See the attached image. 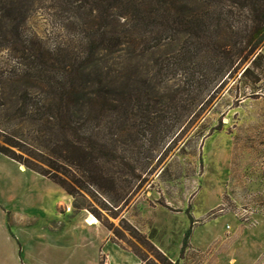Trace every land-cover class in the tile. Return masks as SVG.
<instances>
[{
	"label": "trees",
	"instance_id": "trees-1",
	"mask_svg": "<svg viewBox=\"0 0 264 264\" xmlns=\"http://www.w3.org/2000/svg\"><path fill=\"white\" fill-rule=\"evenodd\" d=\"M226 1L251 24L234 26ZM38 9L60 21L54 45L26 27ZM263 39L264 0H0V152L70 195L74 184L113 192L121 134L129 145L168 130L170 114L204 108ZM146 54L155 70L137 87L125 71Z\"/></svg>",
	"mask_w": 264,
	"mask_h": 264
},
{
	"label": "rangeland",
	"instance_id": "rangeland-1",
	"mask_svg": "<svg viewBox=\"0 0 264 264\" xmlns=\"http://www.w3.org/2000/svg\"><path fill=\"white\" fill-rule=\"evenodd\" d=\"M221 6L234 26L251 24L247 9ZM26 27L49 45L62 35L46 9L32 12ZM156 55L125 71L133 85L154 72ZM228 76L204 108L170 114L168 130L143 131L129 145L121 134L126 165L113 192L74 184L70 195L0 152V264H51L68 242L91 251L95 238L81 229L79 213L94 215L107 240L140 264H264V39ZM8 111L0 108V121Z\"/></svg>",
	"mask_w": 264,
	"mask_h": 264
},
{
	"label": "crops",
	"instance_id": "crops-1",
	"mask_svg": "<svg viewBox=\"0 0 264 264\" xmlns=\"http://www.w3.org/2000/svg\"><path fill=\"white\" fill-rule=\"evenodd\" d=\"M22 168H25L24 165H21ZM71 210V208H70ZM72 212V210H71ZM80 226L81 229L85 232L86 236H92L95 238L93 244L90 245L91 251L86 250L87 247L82 248V250H75L73 247H70L68 243L66 247H63L58 257L53 259L51 264H102V256L106 253V264H140L139 260L132 255L130 252L125 250H120L116 248L112 243L107 240L106 231H104L97 222L89 223L87 220V215H82L79 213ZM68 234H71L69 231ZM67 234V235H68ZM85 244L92 243V239L86 240ZM102 250H104L102 252ZM22 264H24L22 262ZM26 264H46L43 261L29 259L26 261Z\"/></svg>",
	"mask_w": 264,
	"mask_h": 264
},
{
	"label": "bare ground",
	"instance_id": "bare-ground-1",
	"mask_svg": "<svg viewBox=\"0 0 264 264\" xmlns=\"http://www.w3.org/2000/svg\"><path fill=\"white\" fill-rule=\"evenodd\" d=\"M87 220H88L89 223H92V222H96L97 221L96 217L94 215H92V214H89L87 216Z\"/></svg>",
	"mask_w": 264,
	"mask_h": 264
}]
</instances>
